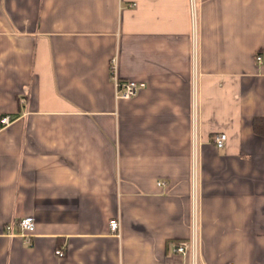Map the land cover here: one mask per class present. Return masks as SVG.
<instances>
[{"label":"crops","instance_id":"obj_1","mask_svg":"<svg viewBox=\"0 0 264 264\" xmlns=\"http://www.w3.org/2000/svg\"><path fill=\"white\" fill-rule=\"evenodd\" d=\"M195 5L0 0V264H190L194 150L199 264H264V0Z\"/></svg>","mask_w":264,"mask_h":264},{"label":"built area","instance_id":"obj_2","mask_svg":"<svg viewBox=\"0 0 264 264\" xmlns=\"http://www.w3.org/2000/svg\"><path fill=\"white\" fill-rule=\"evenodd\" d=\"M191 12L193 19V29L194 34H196V26H197V13H196V5L195 0H191ZM259 60L262 59V56L257 57ZM115 59L112 61L111 73L113 79L116 82V97L117 98H132L137 95L139 90L141 89L142 83L129 80L120 82L115 73ZM4 124H10L12 122V117L10 115L3 116L2 118ZM214 142L219 147L222 148L226 145L227 142V134L225 132H219L214 136ZM196 152L194 150V179H193V200H194V220H193V228L191 236L188 239L178 240L174 244V251L181 253L186 256H190V264H199V233L197 227V202H198V193H197V184H196ZM15 224L19 226V235L28 237L35 231L36 228V219L34 216H25L19 220H14L13 222L7 224L6 233L10 236L17 235L15 231ZM111 229L114 232H118L120 227V222L118 220L111 221ZM57 254L60 256H64L65 252L63 249H57Z\"/></svg>","mask_w":264,"mask_h":264},{"label":"trees","instance_id":"obj_3","mask_svg":"<svg viewBox=\"0 0 264 264\" xmlns=\"http://www.w3.org/2000/svg\"><path fill=\"white\" fill-rule=\"evenodd\" d=\"M254 128L258 133L263 134L264 133V118L256 117L254 119Z\"/></svg>","mask_w":264,"mask_h":264}]
</instances>
